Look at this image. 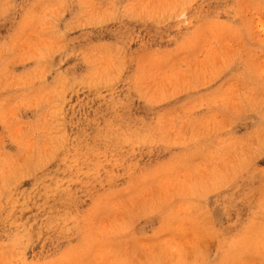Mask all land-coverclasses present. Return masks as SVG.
I'll return each mask as SVG.
<instances>
[{
    "label": "rangeland",
    "instance_id": "obj_1",
    "mask_svg": "<svg viewBox=\"0 0 264 264\" xmlns=\"http://www.w3.org/2000/svg\"><path fill=\"white\" fill-rule=\"evenodd\" d=\"M0 264H264V0H0Z\"/></svg>",
    "mask_w": 264,
    "mask_h": 264
}]
</instances>
